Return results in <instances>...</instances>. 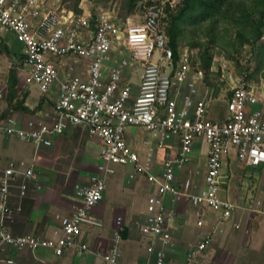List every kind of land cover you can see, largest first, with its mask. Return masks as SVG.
<instances>
[{
  "label": "built area",
  "instance_id": "obj_1",
  "mask_svg": "<svg viewBox=\"0 0 264 264\" xmlns=\"http://www.w3.org/2000/svg\"><path fill=\"white\" fill-rule=\"evenodd\" d=\"M49 0H0V33H12L21 43L23 56V90L36 87L41 95L55 98L49 120L29 121L18 128L15 119H6L3 131L8 138L29 143L36 149L49 148L52 139L64 133L66 126L80 128L101 144V164L86 186L74 187L78 205L69 217L59 218L52 238L38 235H13L0 226V264H14L7 258L9 250L27 248L49 249L55 256L76 250L88 252L81 242L82 227L100 228L99 219L91 210L100 204L117 166H132L133 174H144L156 193L147 199L146 218L140 232L151 238L148 254L155 256L152 264H166L163 251L155 249V240L163 245L170 240L168 230L175 218L176 205L187 197L190 205L220 213L230 219L235 205L221 195L224 184L223 161L231 151L239 164L260 172L259 185L264 192V89H256L245 80V73L236 76L229 70L224 54L213 58L211 70L220 73L230 96L223 121L207 118V102L211 90L203 82V74L191 66L189 56L177 49L174 60L165 33V7L174 0H140V11L120 21L114 7H95L92 14L76 15ZM110 3V2H108ZM118 58L110 63V54ZM67 60L62 74L55 63ZM136 69L138 84L135 93L124 82L126 72ZM200 95L198 98H196ZM4 93L0 90V100ZM252 106H258L255 111ZM128 127H140L163 149L175 139L178 152L164 162L158 176L149 173V159L141 163L137 153L126 143ZM207 146L204 188L198 194H188L190 181L176 184L175 169L184 166L191 157L194 143ZM23 175L19 196L23 198L28 181H36L34 171L23 161H11L0 175V213L10 214L5 200L12 182ZM168 198L171 206H167ZM260 204V201H257ZM20 208H18V211ZM201 225L202 222H198ZM100 255L106 264H117L121 253L116 243ZM211 242L206 237L189 249L186 259L192 261ZM149 264V263H147Z\"/></svg>",
  "mask_w": 264,
  "mask_h": 264
},
{
  "label": "crops",
  "instance_id": "obj_2",
  "mask_svg": "<svg viewBox=\"0 0 264 264\" xmlns=\"http://www.w3.org/2000/svg\"><path fill=\"white\" fill-rule=\"evenodd\" d=\"M53 2L62 7V0H53ZM53 2L49 0L47 5ZM95 7L98 8L96 0H81L79 3V9L86 14H92L90 12ZM0 39L8 46L11 53L21 55L22 45L16 51L12 49L13 42H18L12 33L2 32ZM3 57H0V67L4 63ZM117 58L118 55L112 51L109 65H112ZM67 63V60L55 63L60 74L65 70ZM8 64L9 67V61ZM128 72L124 82L128 83L135 93L139 70L136 69L132 74ZM19 75H24L22 68L19 70ZM3 87L5 89V81ZM22 87L23 84L21 85L18 79V89L21 90ZM25 91L28 93L26 104L30 108L32 107L28 104L29 98H35L34 107L41 97H45L46 101L42 109L31 116L20 111H11L7 118L27 122L31 119L46 120L48 115L50 117L55 88L48 96L41 95L36 87H30ZM221 105L225 107L226 116V103L216 102L215 99L208 101L207 118L223 121L225 116L220 119L215 115V109L220 108ZM6 119L0 122V175L9 162L23 161L26 167L33 169L36 181H28V188L23 198L19 196V185L25 181L24 176L20 175L12 182L5 200L10 214L3 216L0 213V226L13 235L31 234L52 238V231L59 224L58 219L71 216L78 205L74 186H86L91 176L96 175L94 171L101 164V144L97 139L89 137L82 129L67 125L63 134L52 139L49 148L36 149L27 143L34 148L33 155L30 156L25 148L14 143L19 140L5 136L3 125ZM131 131L139 132L142 138L135 139ZM125 134H128L125 139L127 145L137 153L141 163L149 159V173L152 175L158 176L164 162L173 159L178 152L177 139L160 149L157 148L156 140L143 128L128 127ZM196 142L194 146L197 144L200 148L193 149L190 160L184 166L175 169L176 184L181 187L186 180H189L191 186L188 194L193 195L204 188L207 159V146L200 140ZM233 160L240 170L250 168L241 166L235 152L231 151L222 164L221 173L224 180L222 191L227 186L224 179L226 168L230 169V162ZM253 170L259 174L257 184L251 181L244 185L240 182L244 178H235L231 190L228 186L225 187L231 192L228 193L230 198L221 192L222 197L236 207L230 219L222 220L220 213L205 207L201 208L197 215V209L190 205L187 197H182L174 205L176 216L168 227L169 243L163 245L160 239L155 240V249L163 251L166 264H264V192L259 185L260 172ZM132 173V166L116 167V173L109 180L102 202L94 207L91 213L100 220L102 226L82 227L79 238L81 242L87 244L88 252L79 255L76 250H69L61 256H55L49 249L23 248L9 250L6 257L13 259L14 264H106L100 255L106 254L115 245V234H118L119 240L116 246L121 257L117 264L154 263L155 256L147 252L151 238L142 235L140 225L146 218L147 199L156 193V189L147 181L144 174H133L130 178L129 175ZM191 177L194 178L193 181L190 180ZM242 187L246 188V192L240 199L239 193ZM257 201H260V204H257ZM165 203L171 206L168 198L165 199ZM198 222L202 224L198 225ZM207 236L211 238V242L196 259L187 261L186 255L189 249L196 247Z\"/></svg>",
  "mask_w": 264,
  "mask_h": 264
},
{
  "label": "trees",
  "instance_id": "obj_3",
  "mask_svg": "<svg viewBox=\"0 0 264 264\" xmlns=\"http://www.w3.org/2000/svg\"><path fill=\"white\" fill-rule=\"evenodd\" d=\"M81 0H62V8L70 10L76 15L82 11L79 9ZM118 1L115 12L120 21L140 11V0H106ZM115 8V7H114ZM165 33L168 45L177 59V49L180 46L190 48L199 47L194 59L189 57L192 67L203 74V82L211 90V97L215 98L219 87L225 86L220 79L219 72L211 70L214 58V50L219 49L232 61L239 62L241 49L249 46L256 49L257 65L253 73L244 68L245 80H251L259 71H264V0H181L173 7H165ZM197 32H201L206 38L203 43L197 39ZM188 33L195 40L184 42ZM260 43V44H259ZM0 54L10 62L4 75L5 110L0 114V122L5 120L11 111H20L26 115H35L45 103V97H41L36 106H27L28 93L18 89L19 70L22 68L23 56L11 53L8 46L0 39ZM228 97L230 93L228 92Z\"/></svg>",
  "mask_w": 264,
  "mask_h": 264
},
{
  "label": "rangeland",
  "instance_id": "obj_4",
  "mask_svg": "<svg viewBox=\"0 0 264 264\" xmlns=\"http://www.w3.org/2000/svg\"><path fill=\"white\" fill-rule=\"evenodd\" d=\"M175 3L174 4H177L178 2H180L181 0H174ZM96 5L101 8V9H107V8H111V7H118L119 5V2L118 1H115V2H112V3H108L106 0H96ZM197 35L199 36V38L197 39L200 43H203L206 38L202 35L201 32H197ZM192 40H195V37H192L190 34L186 33L185 34V39H183L184 42H188V41H192ZM261 43H264V37L262 38L261 40ZM260 44V43H259ZM13 46L12 49H14L15 51L18 50L21 46V44H19L18 42H13ZM180 49L182 52H185L190 58L194 59L196 57V54L199 50V47H194V48H190L188 45L187 46H180ZM241 56L239 58V62H229V67L230 69L229 70H233V72L236 74V76H240L242 75L243 73V70L244 68H247L249 69V74L250 73H253V71L255 70L256 68V65H257V59H256V49H251L249 46H243V48L241 49ZM223 53L221 52V50L219 49H215L214 50V58L215 57H218L219 55H222ZM3 57L4 55L0 54V57ZM2 61L4 62L2 67H0V89H2V92L4 93V87H3V84H4V75H5V71L7 70L8 68V61H7V58L4 56L2 58ZM192 66V65H191ZM194 67V66H193ZM4 72V73H3ZM19 82L20 84L22 85L23 84V76L24 75H19ZM247 83L249 85H252L254 88L256 89H264V71L263 70H259L255 75L254 77L251 79V80H248ZM219 92L217 94V96L214 98L216 100V102H220V103H226L227 99H228V87L227 85L225 84V86H221L219 87ZM23 90V89H22ZM200 95H198L199 97ZM213 97H211L209 99L210 100H214ZM35 98H29L28 100V104L31 105V107H33V103H35ZM50 105V103H49ZM6 108V103H5V100L4 98L2 100H0V114L5 110ZM259 107L258 106H252V110L255 111L257 110ZM221 109H222V113H221ZM215 115L217 116V118H220L222 119L224 116H225V107L224 105H221L220 108H217L215 109ZM15 114V113H14ZM218 114V115H217ZM16 115V114H15ZM17 117H19V115L17 114L16 115ZM15 119V121L17 122V126L18 128H23L24 125H26L29 121H32L34 123H37L38 121H44V120H35V119H31L27 122H23V121H19L17 120L16 118H13ZM38 119V118H37ZM22 122V123H20ZM5 126V125H3ZM139 131V130H137ZM132 133L134 136H135V139L136 137L137 138H142V134H140L139 132H136L134 133V131L130 132ZM132 135V136H133ZM128 136V134H125V139L126 137ZM17 140V139H16ZM92 141V140H90ZM16 145L18 146H21L23 148H25L29 154H31L30 156L33 155V147L25 142H19V141H15L14 142ZM198 143V142H196ZM203 148H205V146L203 144H201ZM198 145L195 144V146L193 147V149H198L200 147H197ZM193 151V150H192ZM96 174H100L101 172H98L97 170L94 171ZM258 176L259 174L254 171L252 168H247V169H244V170H240L237 168V164H236V161L233 160L232 162H230V169L229 168H226V176H225V182H226V185L229 187V189L231 190L234 186V183H235V178H244V180H240V182H243L244 185H246L248 182L250 183L251 181L255 182V184H257L258 182ZM199 177V176H197ZM196 177V178H197ZM193 177H191L190 180L193 181ZM227 186H225L227 188ZM75 187V186H74ZM225 187L223 188V193L226 194L228 196V198H230V194L231 192L230 191H227V189H225ZM246 188L242 187V190L241 192L239 193V198L241 199L244 194V192H246L245 190ZM263 192V191H262ZM228 193H230L228 195ZM255 196V195H254ZM253 196V197H254ZM93 210V209H92ZM92 210H91V213H92ZM263 250H264V247H263Z\"/></svg>",
  "mask_w": 264,
  "mask_h": 264
}]
</instances>
